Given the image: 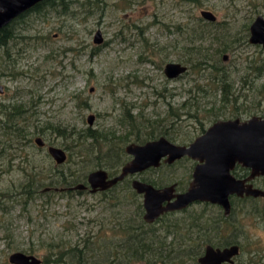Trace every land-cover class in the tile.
<instances>
[{
    "label": "rangeland",
    "instance_id": "374dc122",
    "mask_svg": "<svg viewBox=\"0 0 264 264\" xmlns=\"http://www.w3.org/2000/svg\"><path fill=\"white\" fill-rule=\"evenodd\" d=\"M234 1L232 7L230 0H199L202 6L186 0H99L92 4L99 7L90 9L93 13L89 14V8L81 6L83 0H76L66 13L30 14L26 26L21 23L25 28L20 34L23 37L0 49V101L22 104L33 111L37 135L46 145L38 150L32 144L30 151L45 164L49 144L62 148L69 157L63 164L65 169L77 168L74 163L79 159L75 156L79 146L72 139L60 138L49 129V123L80 130L88 127L86 117L92 114L91 128L107 138L112 150L118 140L128 136L131 142L135 137V126L139 124H129L124 119L126 113L142 121L146 132L151 123H158L157 128L172 123L169 113L173 110L180 115L172 123L174 129L179 135H190L187 143L200 133L199 121L206 128L215 120L211 114L220 113L218 119L263 115L264 71L259 77L257 74L264 69V49L237 46L238 42L233 41L244 35L246 25L256 15L264 16V0ZM202 9L215 14L219 34L227 33L225 39L237 46L233 52L219 54V65L230 72L232 95L225 100L217 90V81L208 82L189 69V54L195 52L191 46L216 55L223 44L210 36L197 37L199 28H206L212 35L215 28L210 29L200 17ZM193 28L197 30L194 33L190 32ZM97 30L102 38L98 46L92 42ZM167 62L182 63L188 70L169 80L163 73ZM200 85H205L206 94L198 90ZM90 141L85 147H89L94 160L106 146L100 143L98 152L99 148L88 145ZM16 163H10L11 167L15 168ZM7 167L5 161H0V189L21 180L17 171L4 173ZM187 167L189 163L180 160L171 167L161 166L160 171H147L140 178L153 181L167 173L164 176L174 181L186 173ZM104 169L108 171L109 167ZM101 197L86 190L71 197L55 192L45 207L39 199L27 207L6 202L0 208V264L8 262L12 252L29 253L32 248L31 254L43 259L47 250L42 240L58 238L68 227L63 226L68 218H73L75 224L72 235L66 237L70 243L85 237L93 227L88 220L102 213ZM202 207L196 205L189 211ZM236 210L230 222L220 228L227 238L223 241H236L244 247L234 264H264V212L261 216L247 213V208Z\"/></svg>",
    "mask_w": 264,
    "mask_h": 264
},
{
    "label": "trees",
    "instance_id": "16d2710c",
    "mask_svg": "<svg viewBox=\"0 0 264 264\" xmlns=\"http://www.w3.org/2000/svg\"><path fill=\"white\" fill-rule=\"evenodd\" d=\"M73 1L76 0H43L37 3L0 29V49H6L10 42L23 37L20 34L25 28L21 27V23L25 25V20L30 14L41 16L49 12L66 13ZM97 1L99 0H83L81 6H87L89 8L88 12L91 14L93 13L91 10L99 7L98 5H92L97 4ZM186 1L202 6L199 0ZM234 2V0H230V6L234 7ZM101 6V12L103 13V5ZM253 6L257 7L256 5ZM16 23L21 28H16ZM206 25L210 26V29L215 27L213 36L223 44L216 55L204 53L206 48L191 46L190 48L195 52H190L193 57L189 54V69L195 74H201L199 78H205L208 82L212 81L214 83V81H217V90H219L222 100H225L231 94L230 72L224 68V65H219V54L228 51L233 52L235 46H232V43L225 39L229 36H227V33L219 34L220 28L216 26L218 24L206 23ZM191 31L194 33L197 30L193 28ZM247 31L248 26L246 25L245 33ZM205 32H208L206 28L200 34L203 39ZM242 38L246 41V36ZM192 42L194 41L192 40ZM259 70L258 77L262 75L264 69ZM199 89L203 94L207 93L205 85H200ZM219 114H211V118L216 120ZM169 115L172 116L170 120H174L173 124L180 118L179 113L177 114L173 110ZM34 116L33 111L25 108L22 104H10L0 101V161H5L8 164L4 173L17 171L21 176V180L11 185L14 187L9 186L0 189V208L5 207L6 202L20 203L27 207L33 204L36 199L43 200L40 203L42 207H45L47 203L52 202L53 198L51 196L55 192L61 196L67 195L69 197L81 194L82 191L72 190L69 187L85 181L87 174L96 170L94 169L95 166L98 167L97 169L109 167L108 171L112 175L119 172L121 166L128 159L124 147L129 143H144L156 139L162 134L168 140L179 141L178 143L185 145L190 138L188 133H185V135L176 133L172 123L168 125L173 129H169L167 125L164 126L165 123L161 124V128H157L158 123H151L149 129L144 132L142 130L144 129L143 122L135 121L131 118L130 113H126L124 119L129 124L132 126H135V122L139 124L135 126V137L131 142H129L128 136L118 140L115 149L112 148L111 150V143L97 130L90 127L75 130L74 127L69 128L62 126L60 123H49V129L60 138L64 140L72 139L74 141L71 140V142L76 141V145L79 146V151L75 156L81 160L78 159L74 163L77 168L65 169L63 164L69 160L68 155L64 163L57 164L47 152V163L43 164L36 160L34 154L30 151L33 148L32 144H35L38 150L43 148L39 147L34 141L39 136L36 132L37 123L32 120ZM198 125L200 132L205 129L201 121ZM87 140H91L88 145L95 148H99L100 143H104L106 146L104 152L94 156V160L90 158L91 151L89 147H85ZM88 151L90 152L88 153ZM99 151H101L100 148ZM14 161L17 163L15 168H12L10 163ZM174 164L165 167H171ZM151 183L153 184V182ZM51 192L52 194H50ZM44 195L46 198H43ZM101 195V202L104 203L102 213L88 220V223L93 222V227L86 232V236L83 235L84 238L81 237L71 244L66 237L72 235L75 224L72 221L73 218L66 219L63 226L65 227V224H68V227L63 229L58 238L51 236L49 239L42 240L47 253L41 259L40 264H198L197 259L205 243L217 246L220 244H237L239 246L238 255L244 251L243 245H239L236 241H223L227 238H217L216 236L211 238V235H207L210 218L206 215L184 217L185 219L182 220L168 218V215H163L155 224L147 223L143 219L144 210L141 198L131 187L129 179H124L109 190L101 192ZM245 205L249 207V213L263 216L264 201L246 199V202L237 205V209H244ZM221 217L224 222L223 225L227 224L229 219L223 217V215ZM156 223L159 224L156 226ZM69 225H72V227L69 228ZM211 233H214V230ZM215 239L218 242H214ZM28 251H30V254L34 252L33 248ZM235 258L233 259L234 262ZM7 263L9 262L6 261L5 264Z\"/></svg>",
    "mask_w": 264,
    "mask_h": 264
},
{
    "label": "water",
    "instance_id": "95a60500",
    "mask_svg": "<svg viewBox=\"0 0 264 264\" xmlns=\"http://www.w3.org/2000/svg\"><path fill=\"white\" fill-rule=\"evenodd\" d=\"M43 0H0V29L8 25L22 13L28 11ZM201 14L209 19L214 16L209 10ZM250 42L260 43L264 47V17L258 15L250 25ZM94 42L101 41V32L97 30ZM187 67L177 62H168L164 74L175 78L183 74ZM1 91V87H0ZM92 115L89 116V123ZM35 143L42 147L45 141L35 138ZM131 155L117 175L109 177L104 169H96L87 175L89 189L106 190L128 175L140 173L148 168L160 166L161 160L171 164L182 157L197 160L192 181L188 189L174 193L175 185L157 189L151 184L134 179L132 187L143 195V219L147 223L156 220L167 211L181 209L194 201L210 202L229 211V196H264V191L254 188L248 181L257 175H264V115L252 116L246 120L219 119L211 124L203 134L189 144H177L166 137L149 140L143 144L129 143L124 148ZM47 152L57 163L62 164L67 158L65 150L48 145ZM236 164L251 169L244 179L236 178L231 171ZM87 185L79 183L70 189H85ZM239 254V246L234 244L223 248L207 246L197 261L199 264H233V258ZM10 264H40L41 259L34 254L15 251L9 254ZM159 264V263H154Z\"/></svg>",
    "mask_w": 264,
    "mask_h": 264
},
{
    "label": "flooded vegetation",
    "instance_id": "af4514ba",
    "mask_svg": "<svg viewBox=\"0 0 264 264\" xmlns=\"http://www.w3.org/2000/svg\"><path fill=\"white\" fill-rule=\"evenodd\" d=\"M203 11V9L202 10H200V17L204 20V21H207L208 23H212V24H215L216 23V16H215V14L213 13V12H211L212 13V15L214 16V19H209V18H207V17H204L202 14H201V12ZM258 15H262V14H258ZM258 15H256L255 16V18L258 16ZM263 16V15H262ZM264 17V16H263ZM254 18V19H255ZM254 19L251 21V23L254 21ZM251 23L249 24V26H248V31H247V33H245L244 32V35H240V38H237L236 40H234L233 41V43L234 44H236L237 42H238V44H237V46H239L240 44H242V45H244V44H248V45H253V46H257V47H261V48H263L264 49V47H263V45L262 44H260V43H251L250 42V25H251ZM204 27H201V28H199V30L197 31V34H198V36L197 37H199V38H203V37H200V34L201 33H203V31H204ZM204 39H206L207 38V36H210V37H213V38H215L211 33H209V32H205L204 34ZM221 36V35H220ZM244 36H246V41H244L243 40V38L242 37H244ZM94 37L92 38V42L95 44V45H100L101 43H102V38H101V41L100 42H98V43H95L94 42ZM237 46H235V48L237 47ZM222 58H223V60H225V58L226 57H224V56H222ZM168 63V62H167ZM177 63H179V62H177ZM182 64V63H181ZM166 65V64H165ZM165 65H164V67H165ZM182 65H184V64H182ZM184 66H186V65H184ZM187 67V66H186ZM188 70V69H187ZM187 71H185L184 73H186ZM163 73H164V68H163ZM183 73V74H184ZM183 74H180L179 76H177V77H175V78H169L168 76H166L165 74V77L167 78V79H169V80H173V79H176V78H178V77H180V76H182ZM92 89H90V91H91ZM90 115H92V114H89V115H87V117H86V121H87V124H88V127H90L91 128V125H92V122H93V119H94V116L92 115V118H91V122L89 123V120H88V118H89V116ZM264 115V114H263ZM263 115H251V116H249V117H243V118H240V117H235V118H239L240 120H246V119H248V118H250V117H252V116H263ZM234 117L233 118H229V119H235ZM217 120H219V119H216L215 121H217ZM222 120H226V119H222ZM215 121H213L211 124H213ZM210 124V125H211ZM168 126L169 127V129L170 128H172L170 125H168L167 123H165L164 124V126ZM209 125V126H210ZM209 126H207L203 131H201L199 134H197L191 141H193L197 136H199V135H201V134H203L204 132H205V130L209 127ZM161 136H163L162 134H160L159 136H158V138L159 137H161ZM158 138H156V139H158ZM154 140V139H153ZM149 141V140H148ZM191 141H189L187 144H189ZM132 143H134V142H132ZM140 144H143V143H140ZM187 144H185V145H187ZM45 145H46V143H45ZM45 145H43L42 147H44ZM125 148V147H124ZM127 154V157H128V159H127V161L126 162H128L130 159H131V155H129L128 153H126ZM180 160H185V161H187L188 163H189V167H187V169L185 170V174L184 175H182L180 178H178V179H175L174 181H172V178H169V177H167V176H164V175H167V173H165V174H159V177H158V179H155V180H153V181H151V180H146V179H144V178H140V175L141 174H143V173H145V172H147V171H160V169H162L161 168V166H166V165H169V164H167V163H164L163 162V160H161V164H160V166H158V167H156V168H148V169H146V170H144V171H142V172H140V173H137V174H134V175H128V176H126L124 179H129L130 180V184H131V187H132V181L134 180V179H137V180H139V181H142V182H146V183H149V184H151L153 187H155V188H157V189H162V188H164V187H168V186H171V185H175V187H174V193L176 194H179V193H183V192H185L187 189H188V187H189V185H190V183H191V181H192V179H193V177H192V174H193V170H194V168H195V166H196V164H198V161L197 160H194V159H191V158H189V157H182V158H180L179 160H176V161H174L173 163H171V164H174V163H176V162H179ZM125 162V163H126ZM124 163V164H125ZM122 167V166H121ZM105 170V169H104ZM107 173H108V176L109 177H113V176H115V175H117L119 172H117V173H115V174H110L109 173V171H107V170H105ZM90 173V172H89ZM231 173L236 177V178H238V179H244V178H246V177H248L249 175H250V173H251V169H249V168H246V167H243L242 165H240V164H236L235 166H234V168H233V170L231 171ZM88 175V174H87ZM168 175H171L170 173L168 174ZM123 179V180H124ZM123 180H121V181H123ZM121 181H119V182H121ZM149 181H151V182H153V184L151 183V182H149ZM118 182V183H119ZM81 183H84L85 185H87V188H85V189H72V190H76V191H82V192H84V191H89V193L90 194H101V192H105V191H107V190H109L110 188H112V187H114L115 185H117V184H115V185H113V186H111L110 188H108V189H106V190H96V191H94V192H92L90 189H89V185H88V183H87V176H86V180L85 181H83V182H81ZM248 183H250L254 188H257V189H261V190H263L264 191V175H257V176H254L252 179H250L249 181H248ZM79 184V183H78ZM71 187H73V186H71ZM71 187H69V189L71 188ZM133 188V187H132ZM137 192V191H136ZM137 194L139 195V197L141 198V201L143 200V195L142 194H140V193H138L137 192ZM246 199H255V200H257V201H264V196H245V195H243V196H237V195H235V194H232V195H230L229 196V203H230V206H229V211H228V213L226 214V212H225V209H224V207H222L221 205H218V204H213V203H210V202H203V201H194V202H191L190 204H188L187 206H185L184 208H181V209H176V210H172V211H167V212H164L163 214H161L156 220H154L153 222H151L150 224H155V222L160 218V217H162L163 215H168V218H177V219H180V220H182V219H185L184 217H190V216H194V217H196V216H204V215H206V216H208L210 219H209V222L208 223H210L209 224V226L207 227V232H206V234L207 235H211L210 237L211 238H215V236L217 237V238H219V237H221V238H226L225 237V235L226 234H223L222 233V231L220 230V228L222 227V225H223V220L221 219L222 217H221V215H223V217H225V218H227V219H229V221H227V223H229L230 222V220L232 219V213H234L235 211H237L236 209H237V205L239 204V203H242V202H246ZM262 203V202H261ZM196 205H200V206H203L202 207V209L201 210H199V211H194V210H191V211H189V209L191 208V207H193V206H196ZM143 207V206H142ZM248 209V211H246L247 213H249V207H247L246 205L244 206V210L245 209ZM144 210V209H143ZM144 214V213H143ZM176 215H179V216H176ZM175 216V217H174ZM159 223H156V226L158 225ZM215 229H217V231H215ZM214 230V233H211L212 231ZM212 246V247H214V248H217V247H219V248H223V247H227V246H231V245H234V244H220V245H213V244H211V243H205L203 246H202V251H201V253H200V256H202L203 254H204V252H205V249H206V247L207 246ZM237 245V244H236ZM199 256V257H200ZM198 257V258H199ZM236 257V256H235ZM234 257V258H235ZM233 258V259H234ZM198 262V261H197ZM199 264V263H198ZM224 264V263H223Z\"/></svg>",
    "mask_w": 264,
    "mask_h": 264
}]
</instances>
